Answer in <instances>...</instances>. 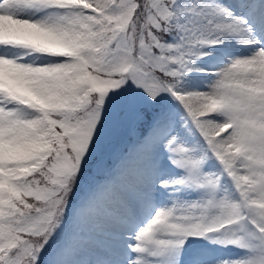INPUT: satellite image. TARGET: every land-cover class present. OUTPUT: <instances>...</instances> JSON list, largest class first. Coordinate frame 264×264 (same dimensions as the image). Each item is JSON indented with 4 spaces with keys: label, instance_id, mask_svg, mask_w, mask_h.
Wrapping results in <instances>:
<instances>
[{
    "label": "snow or ice",
    "instance_id": "6c2138e0",
    "mask_svg": "<svg viewBox=\"0 0 264 264\" xmlns=\"http://www.w3.org/2000/svg\"><path fill=\"white\" fill-rule=\"evenodd\" d=\"M0 264H264V0H0Z\"/></svg>",
    "mask_w": 264,
    "mask_h": 264
},
{
    "label": "rangeland",
    "instance_id": "374dc122",
    "mask_svg": "<svg viewBox=\"0 0 264 264\" xmlns=\"http://www.w3.org/2000/svg\"><path fill=\"white\" fill-rule=\"evenodd\" d=\"M119 147V145H117V148Z\"/></svg>",
    "mask_w": 264,
    "mask_h": 264
}]
</instances>
